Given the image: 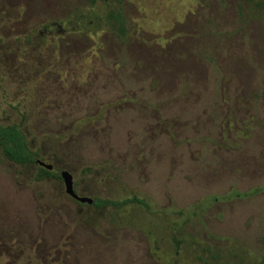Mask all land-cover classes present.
<instances>
[{
	"label": "rangeland",
	"instance_id": "1",
	"mask_svg": "<svg viewBox=\"0 0 264 264\" xmlns=\"http://www.w3.org/2000/svg\"><path fill=\"white\" fill-rule=\"evenodd\" d=\"M112 1V0H108ZM264 1V0H263ZM0 0V264H264V4Z\"/></svg>",
	"mask_w": 264,
	"mask_h": 264
},
{
	"label": "trees",
	"instance_id": "2",
	"mask_svg": "<svg viewBox=\"0 0 264 264\" xmlns=\"http://www.w3.org/2000/svg\"><path fill=\"white\" fill-rule=\"evenodd\" d=\"M96 0H89L91 4H94ZM104 1V16L108 22L112 24V28L116 30L119 37L126 35V20L122 13V3L124 0H103ZM253 6H261L264 4L263 0H243ZM0 153L9 161H12L18 165L24 166L29 163L35 162L37 157V151L33 150L23 133L17 124H0ZM39 174L41 176H58V173L52 172V170H47L39 167ZM130 202L141 203L144 202L133 196L130 198H124L122 200H114L108 198L95 197L92 198V205L99 207H114L119 208Z\"/></svg>",
	"mask_w": 264,
	"mask_h": 264
},
{
	"label": "water",
	"instance_id": "3",
	"mask_svg": "<svg viewBox=\"0 0 264 264\" xmlns=\"http://www.w3.org/2000/svg\"><path fill=\"white\" fill-rule=\"evenodd\" d=\"M37 163L41 166H44L45 168L50 169L51 165L50 164H46L41 160H37ZM60 178L63 181L64 184V188H65V192L72 198H74L77 201L80 202H87V203H91L92 199L90 197L87 196H80L78 195L74 189H73V181H72V176L71 174L67 171V170H62L60 172Z\"/></svg>",
	"mask_w": 264,
	"mask_h": 264
},
{
	"label": "flooded vegetation",
	"instance_id": "4",
	"mask_svg": "<svg viewBox=\"0 0 264 264\" xmlns=\"http://www.w3.org/2000/svg\"><path fill=\"white\" fill-rule=\"evenodd\" d=\"M37 155H38V154H37ZM37 160H40V159H38V158L36 157V158H35V162H37ZM41 161H42V160H41ZM11 162H12V161H11ZM43 162H44V161H43ZM13 163H14V162H13ZM44 163H45V162H44ZM46 164H49V163H46ZM50 165H51V164H50ZM38 166H39V167H42V168H44V169H47V170H52V165H51V168H50V169L45 168L44 166H41V165H39V164H38ZM61 171H62V170L59 171V175H58V178H59V179H61V178H60V172H61ZM61 180H62V179H61ZM73 189H74V187H73ZM74 191H75V190H74ZM73 199H74V198H73ZM91 199H92V198H91ZM74 200H75V199H74ZM76 201H77V200H76ZM78 202H79V203H84V204L86 203V204H91V205H92V201H91V203L80 202V201H78Z\"/></svg>",
	"mask_w": 264,
	"mask_h": 264
}]
</instances>
